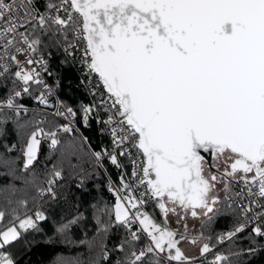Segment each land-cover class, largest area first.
Listing matches in <instances>:
<instances>
[{"label": "snow or ice", "instance_id": "1", "mask_svg": "<svg viewBox=\"0 0 264 264\" xmlns=\"http://www.w3.org/2000/svg\"><path fill=\"white\" fill-rule=\"evenodd\" d=\"M38 2L0 0V78L11 76L13 83L0 99V135L15 116L22 171L37 161L42 140L58 156L47 172V187L33 176L25 184L34 194L17 196L14 186L0 189V264H17L9 249L29 230H39L38 222L47 219L40 200L57 198L64 165L74 170L71 158L82 151L75 138H60L76 131L71 123L46 130L48 121L38 119L40 113L19 121L29 110L17 98L30 95L33 84L43 86L33 99L54 106L48 99L52 89L41 78L47 63L33 59L45 38L46 47L62 48L67 57L82 53L87 83L81 84L93 99L78 105L80 122L88 127L95 114L100 133L111 143L91 155L97 161L107 158L117 169H125L123 157L131 167L127 179L121 171L120 187H111L109 180L114 203L98 209L96 217L98 233L119 227L124 235L113 250L101 243L90 264H232L230 256L264 249L261 244L213 253L212 238L189 236L186 223L189 216L211 221L222 185L229 209L234 197L241 203L237 222L216 243L249 227L253 244L264 239V0H44L43 10ZM59 105L55 115L76 120V110ZM5 148L11 152L16 145ZM9 164L0 159V165ZM233 182L242 184L240 191L232 192ZM149 204L156 211H146ZM172 216L177 225L184 222L183 232L171 226ZM78 219L56 231L63 234ZM184 242L198 246L201 258L212 253V259L200 262L186 254ZM113 252L118 253L114 261ZM57 264L79 261L59 258Z\"/></svg>", "mask_w": 264, "mask_h": 264}, {"label": "trees", "instance_id": "2", "mask_svg": "<svg viewBox=\"0 0 264 264\" xmlns=\"http://www.w3.org/2000/svg\"><path fill=\"white\" fill-rule=\"evenodd\" d=\"M43 2L44 0H39L37 4V7L41 10L43 9ZM48 43L47 38H45L35 56L46 60L47 73H51V75L48 74L50 85L57 93L60 102L62 101L77 111L79 130L82 137H87V142H85L87 146L91 150L109 148L108 136L100 133L102 126L96 123L95 114L87 128L80 126L78 105L81 102L89 104L92 99L83 84H81L80 77L70 58L59 55L57 47H46ZM12 87L11 76L1 79L0 97L8 93V90ZM42 90V85L38 87L33 84L30 95H23L18 98L17 103L23 104L28 108L46 107L33 99ZM36 113L39 112L28 111L27 115L22 112L19 117L20 123L32 119ZM9 115L12 114L9 113ZM41 117L48 121V123L43 125L46 130L53 125H60L58 121L43 114L37 118ZM16 119L13 116V119L4 125L3 135H0V159L10 161L8 167L0 165V189L14 186L19 190L17 196H22L25 191H30L31 194H34V189H31L30 185L25 184V180H31L33 176L41 186L47 187L44 181L48 170L56 163L58 153H51L48 148L49 142L42 140L37 161L34 162L29 170L22 171L23 142L17 135ZM60 138L62 140L75 138L82 143V151L78 156L71 158V164L76 165L74 170L67 163L64 165L63 178L55 185L57 198L51 200L48 196H45L40 200L41 210L45 213L47 219L38 222L39 230H29L20 241L9 249L16 256L17 264H57L59 258H75L79 261V264H90L91 260L96 257L101 243L107 245L109 250H113L124 235V230L119 227L112 229L107 235L97 232L96 217L99 214L98 209H110L115 198L108 191V181L101 170L93 164V160L82 139L75 132L70 135L60 133ZM12 144H15L16 148L8 152L5 145L10 147ZM120 161L126 166L125 169H117L110 162L103 164L106 175L116 188L120 187L119 177L121 171L126 172L125 179L128 178L127 174L129 173L128 160L121 157ZM10 172L11 174H9ZM82 178L83 184H81ZM29 209L34 210V205L31 201L29 202ZM233 209H229L225 204L224 206L221 205L217 215L203 225V236L204 238L211 237L210 243L213 246L216 244V237L221 232L232 228L237 222L238 212ZM145 210L150 213L156 211L152 206H147ZM77 217L79 218L77 222L71 224L63 234L56 231L58 227ZM102 218L107 220L108 216L105 214ZM5 223H7V220ZM250 233L251 229L245 231L218 249V251L228 255L230 252H242V250L249 247H259L264 244V241L260 238H255L256 243L253 244V237L250 236ZM81 241H85V243H81ZM117 255L118 253L113 252V261ZM205 259L210 261L212 254L207 255L206 258H200L198 261L204 262ZM230 260L232 264H264V249L252 255L230 256ZM109 264H111V261Z\"/></svg>", "mask_w": 264, "mask_h": 264}, {"label": "built area", "instance_id": "3", "mask_svg": "<svg viewBox=\"0 0 264 264\" xmlns=\"http://www.w3.org/2000/svg\"><path fill=\"white\" fill-rule=\"evenodd\" d=\"M43 10V9H42ZM69 38H71V34H69ZM81 45H79L78 44V47H80ZM58 54L59 55H62V56H64V57H67L66 56V54L64 53V51L62 50V48H58ZM24 55H27V53H25ZM24 55H21V56H19L18 58L19 59H21V60H23L24 59ZM81 55H82V53L81 52H79V51H77V52H75V54H74V56H72V57H67V58H70V60H71V62H72V64L74 65V68H75V70H76V72H77V74L79 75V77H80V80H84L85 81V84L87 83V79L85 78V76L83 75V69H82V65H81V63H80V57H81ZM39 58H41V57H39V56H34L33 57V59H39ZM44 61H46L45 59H43ZM25 67H28L27 65H25ZM35 67L37 68V70L38 71H40L41 69H40V65H35ZM15 69L13 68L12 69V71H14ZM41 78L43 79V81L47 84V85H49L50 86V88L52 89V94L48 97V99H49V103L51 104V105H54L53 107H48V108H46V107H38V108H28V107H26L29 111H37V112H39V113H41V114H43V115H45V116H49V117H51V118H53L54 120H56V121H58L59 123H60V125H63V124H66V123H71L73 126H74V128L76 129V131H74L81 139H82V136H81V133H80V130H79V126H78V119L76 118V120H72V118L71 117H69L67 120L66 119H64V117H61V116H57V115H55V113H56V111H57V108H59V102H60V100H59V97H58V95H57V93L55 92V90L52 88V86L50 85V83H49V75H48V73L47 72H44V71H41ZM1 79H3V78H0V80ZM85 84H83V86L85 87ZM93 86H95V82H93ZM17 89L19 90V86H17ZM85 89L87 90V93H88V95H89V90L85 87ZM7 94L8 93H6L5 95H3V96H1L0 97V99H3V98H5L6 96H7ZM90 96V95H89ZM91 97V96H90ZM18 99V98H17ZM91 99H93L92 97H91ZM92 102V101H91ZM5 111H7V110H5ZM100 117L103 119V118H106L105 116H104V113L103 112H101L100 113ZM42 118V117H41ZM80 126L81 127H84V128H87V127H85L81 122H80ZM102 126V125H101ZM108 136V135H107ZM108 141H109V148L108 149H110L111 148V143H110V137L108 136ZM84 144H85V146H86V148H87V150H88V152H89V154H90V156H91V158H92V160H93V164L96 166V167H98L100 170H101V172L105 175V177H106V179H107V181H108V187H109V178H108V176L106 175V173H105V171H104V169H103V164L105 163V162H109L108 161V159L107 158H105V159H103L102 161H97V160H95V158L91 155V153H92V151H100V150H91L88 146H87V144L84 142ZM133 155H135V150H133ZM130 171H131V167H130V164H129V173H130ZM112 182V181H111ZM111 187H113V188H116V186L113 184V182L111 183ZM240 187H242V184H240V183H238V182H233V186H232V192L233 193H235V192H238V191H240ZM234 199H236L237 200V202L233 205V208L234 209H236L237 210V212H239V208H240V201L238 200V198H235L234 197ZM225 202V201H224ZM229 202H231V201H228V202H225V204H226V206H227V203H229ZM246 202V201H245ZM148 206H151V204H149ZM231 228H229L228 230H226V231H224V232H227V231H229ZM251 229V227H249L246 231H248V230H250ZM224 232H221V233H224ZM220 233V234H221ZM244 233V232H243ZM219 234V235H220ZM242 234V233H241ZM240 234H238L237 236H239ZM236 236V237H237ZM236 237H234V238H236ZM233 238V239H234ZM232 239V240H233ZM232 240H230V241H225L223 244H218V243H216L214 246H213V253H215V252H220V251H218V249H220L221 247H223L224 245H226L227 243H229V242H231ZM263 241H264V239H262ZM221 253V252H220ZM212 253H209L208 255H211ZM212 256H213V254H212ZM201 257H199L198 259H200Z\"/></svg>", "mask_w": 264, "mask_h": 264}, {"label": "rangeland", "instance_id": "4", "mask_svg": "<svg viewBox=\"0 0 264 264\" xmlns=\"http://www.w3.org/2000/svg\"><path fill=\"white\" fill-rule=\"evenodd\" d=\"M222 189V185H218V192L217 194L219 195L220 199H221V204L217 205V209L220 210L221 205L224 206V192L221 190ZM226 205V204H225ZM218 213V212H217ZM217 213L212 215V219L217 215ZM211 219V220H212ZM171 220V226L173 228H177L179 227L180 230L183 232V223L181 222L179 225L176 224V217L172 216L170 217ZM209 220L207 217H200L198 219H192L190 216L188 217L186 223L188 225V235L189 236H197L200 235L202 233V227L205 223H207ZM204 237V236H203ZM205 242V241H202ZM182 247L184 248L186 254L190 255V256H195L197 258H199V250H198V246H194L191 245L189 243H182Z\"/></svg>", "mask_w": 264, "mask_h": 264}, {"label": "flooded vegetation", "instance_id": "5", "mask_svg": "<svg viewBox=\"0 0 264 264\" xmlns=\"http://www.w3.org/2000/svg\"><path fill=\"white\" fill-rule=\"evenodd\" d=\"M207 160L211 161V157L209 156ZM212 171H215V169H212Z\"/></svg>", "mask_w": 264, "mask_h": 264}, {"label": "water", "instance_id": "6", "mask_svg": "<svg viewBox=\"0 0 264 264\" xmlns=\"http://www.w3.org/2000/svg\"><path fill=\"white\" fill-rule=\"evenodd\" d=\"M206 159H208L209 155L205 154Z\"/></svg>", "mask_w": 264, "mask_h": 264}]
</instances>
